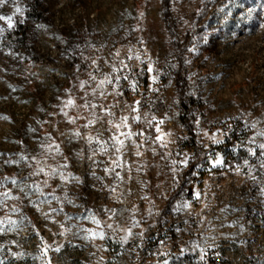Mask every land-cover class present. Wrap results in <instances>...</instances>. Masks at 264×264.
I'll return each mask as SVG.
<instances>
[{"label":"rangeland","instance_id":"rangeland-1","mask_svg":"<svg viewBox=\"0 0 264 264\" xmlns=\"http://www.w3.org/2000/svg\"><path fill=\"white\" fill-rule=\"evenodd\" d=\"M17 4L24 11L13 17L16 26L9 30L0 21L5 29L0 34V153L4 154L0 179L16 177L26 184L47 179L50 187L45 192L56 189V195L63 197L66 189L74 204L63 203V212L45 219L43 213L61 205L53 201L38 211L30 203L38 199L36 194L26 198L19 188L6 184L20 200L0 207V218L7 214L17 221L14 230L0 232V260L4 264L48 260L51 264H163L164 260L264 264V149L259 148L264 137L257 135L264 130V0H17ZM13 12L10 3L0 8V15ZM120 61L128 68L113 74L121 76L118 87L105 85L93 95L98 81L112 74L113 65L120 68ZM148 62H153L152 73L146 71ZM124 75L137 81L136 91ZM153 75H158L155 82ZM81 81L89 83L81 89ZM69 96L78 106L89 101L98 107L65 109L76 118L69 123L60 111ZM136 101L139 112L133 113L128 106ZM105 108L115 116H106ZM93 113L102 119L83 127ZM137 114L141 120L133 122L131 116ZM123 115L129 116L132 131H143L145 136L136 137L143 142L142 156H135L136 149L129 144L124 159L131 170L117 169L123 177L118 181L105 175V164H92L85 140L72 133H100L106 139L110 135L106 121ZM152 117L156 119L149 126ZM160 120L162 131L171 134L165 137L166 147L153 143ZM253 122L256 128L250 126ZM49 134L51 139H46ZM149 136L152 139H145ZM53 141L63 155L54 151L49 155L41 147ZM20 155L28 156L33 167L4 163ZM185 155L190 158L188 166L178 163L174 174L171 161H182ZM31 157L53 167L67 157L66 171L82 183L61 187L58 176L43 174L25 179L35 167ZM94 159L107 161L103 155ZM216 159L222 163L214 167ZM93 171L103 180L92 176ZM105 186H115L116 192ZM186 202L189 207L177 210ZM12 205L21 211L10 213ZM89 211L101 221L104 239L82 238L86 233L81 229L101 230L81 219ZM133 217L140 223L125 243L123 229L131 227ZM61 225L71 231L60 235ZM41 237L52 249L62 245L61 250L50 249L43 257Z\"/></svg>","mask_w":264,"mask_h":264},{"label":"snow or ice","instance_id":"snow-or-ice-1","mask_svg":"<svg viewBox=\"0 0 264 264\" xmlns=\"http://www.w3.org/2000/svg\"><path fill=\"white\" fill-rule=\"evenodd\" d=\"M11 4L14 7V12L12 13V15H0V21H4L7 24V28L13 29L16 25H15V21L13 19L14 16H16L17 14L23 15V9L21 7L18 6L17 4V0H0V8H3L6 4ZM141 15H143V13H141ZM20 23H23V20L19 21ZM5 31V29L3 27H0V34H3V32ZM194 50V49H193ZM131 51V50H130ZM116 56H119V52H117L115 54ZM128 59H132V56L130 55L128 57ZM137 60H140L139 55L136 56ZM96 61H93V64H95ZM121 67L117 68L115 65L112 66V74H105L103 76L102 79H100L98 81V83L96 84V87L92 89V94L95 95L97 90L100 89H104L105 85H113V89L115 90L118 85H119V81L121 80V76L120 75H113L116 73L121 72L123 69L128 68V65L125 64L123 61H120ZM79 66H77V70H78ZM143 71V70H142ZM146 71L148 73H152L154 71L153 68V62H148L147 64V69ZM90 79L91 80H96V77L92 74L89 73ZM124 80H129V77L127 75H124L122 77ZM152 81L155 82L158 79V75H153L151 77ZM115 81V83H114ZM89 81H81L80 82V88L83 89L85 87L86 84H88ZM129 85L131 87V89L133 91L137 90V81L136 80H129ZM69 91L70 90H66ZM87 95V94H86ZM100 95L103 96L104 92L100 91ZM117 95H122V93L117 92ZM139 101H136V103L134 105H129V109L131 112L133 113H138L139 109H138V105H139ZM76 107H83V108H90V109H95L98 107L97 104L86 101L84 104L82 105H77L76 101L73 97L69 96V98L65 101H63V107H61L60 111L63 113V115L67 118L69 123H75L76 122V118L70 117L68 114V111H66L65 109H70V108H76ZM99 107H103L102 105ZM105 115L109 116V117H114L115 114L113 112L110 111V109L105 108ZM93 118L92 119H87V122L83 125V127L85 128H89L90 126H93L96 122L97 119H102L101 117H96L95 113L92 114ZM3 119H8V117H2ZM145 119H147V117H145ZM155 117H152V120H148V124L149 126H152V121L155 120ZM131 120L133 122H138L141 120V117L139 114L131 116ZM106 123L108 125H110V128L107 129L110 133V135L106 138V139H101V135L100 133L96 134V135H92L91 133L85 135L83 133H81L79 130H75L72 135L78 139H84L86 144L88 145V150L90 155L88 156V159L92 162L93 165H97V164H105L106 166L103 168V171L105 173L106 176L108 175H114V177L116 178V180L118 181H122L123 177L121 176V173L119 171H117V169H123L125 167H128L129 170H131V165L128 164V162L124 159V156L126 154L127 148L129 147V144H131L132 146L135 147L136 151L134 152V155L137 157H140L143 155V152L140 150L143 147V142L142 141H138L136 139V137H144L145 133L143 131H139V132H134L131 130V124L129 123V116L128 115H123L120 116L117 119H108L106 121ZM164 121L160 120L158 121L157 125H156V133L157 135L155 136V138L153 139V143L156 142H160L161 147H166L167 141L165 140V137L168 135H171L170 133H164L162 131V129L159 127L160 124H163ZM198 123V122H197ZM252 128H256V122H253L250 125ZM114 129V131H113ZM32 131H34V129H30ZM205 135H207V133H205ZM257 135L264 137V130H260L257 132ZM46 139H51V134H49V136ZM145 139H152V137H145ZM213 142L214 143H220V140L215 139L214 137H212ZM42 148H44L45 152L48 153L49 155H51L53 153V151L55 152L56 155H63L60 145L56 144L54 141L52 143L49 144H42L41 145ZM260 149H264V143L259 145ZM153 151H155L153 149ZM249 152L252 153L253 155H255V152L252 149H249ZM3 153H0V156H3ZM97 155H103L107 157V161H97L94 158ZM262 155H264V153H262ZM77 157H82V152H77L76 153ZM29 157L25 156V155H20L19 159H6L4 161L5 164H15V165H19L21 162H25L28 163V166L30 168L33 167V164L29 162ZM47 157H44V160H46ZM189 157L187 155H185L184 159L182 161H177V160H172L171 164L173 165L172 171L175 174L179 169H177L175 166L179 163L181 165H183V167H187L188 163H189ZM65 162L64 163H60L58 164L56 167H53L51 165H47L46 163H42L41 159H38L37 157H31V161L34 162L35 167L33 168V171H31L29 173L28 177H25V179H28L32 176H38L43 174L46 177L49 178H53L58 176L60 181H61V187H63L64 185L70 184L73 181H75L76 183H82V181L80 180V178L78 176H75L72 172L70 171H66L69 167V164L67 162V157L64 158ZM222 163V161L220 159H216L214 161L213 166H217L220 165ZM245 163H247V161H245ZM261 166L264 167V161L261 162ZM137 171H140V168H137ZM92 176H94L97 180H103V177L97 176L95 171H93L91 173ZM131 178V177H130ZM10 183L11 185H13L14 187L19 188V190L24 193V196L26 198H30L31 195L36 194L38 196V199L36 201H31L30 203L37 208V210L39 211L40 205L43 204H48L51 205L53 201H56L58 204H60L61 206L59 208H50L49 212H45L43 213L45 219H51L52 218V213H56L57 215L60 212H63V203H68V204H74V201L68 196L67 190L65 189L64 191V195L63 197L56 195V189H52V191L50 192H45L44 189L47 187H50L48 180L45 179L42 184L40 182H33L31 184H26L23 183L21 181H18V179L16 177H3L2 179H0V189H4L3 191H0V207H8L7 206V201L12 200V201H16V200H20V197L13 194L12 190L10 188H6L5 185ZM105 187H109V186H105ZM27 190V191H26ZM109 191L111 193H115L116 192V187L112 186L109 187ZM199 192H197L195 194L196 198H199ZM42 197V199L40 198ZM118 199V197H117ZM75 206V205H74ZM190 204L189 203H183L177 206V210H180L181 208H187L189 207ZM107 211V209H105ZM21 211V209L16 206V205H12L9 209L10 213H19ZM112 214L115 215V210H111ZM133 213L136 211V209L132 210ZM151 209L149 210V215H151ZM24 219H27V217H24ZM66 219L67 220H72L73 217L71 216H67L66 215ZM81 219H87L90 220L92 223H94L95 225H97L98 228H101V221L99 219H97V216L95 213L89 211L87 216H83L81 217ZM139 221L135 220V218L133 217L132 220V224L131 227L127 228V229H123L124 231H126L127 235H125L123 237V241L126 243L128 238L130 236H132V228H135L137 226H139ZM5 225H9L11 227L5 228ZM17 225V221L13 220L11 218L10 215H5L3 218H0V232H3L5 230L7 231H12L14 230L15 226ZM35 227V226H33ZM73 227H76L75 225H73ZM107 228H112L113 225L112 224H107L106 225ZM61 228L64 229V226L61 225ZM71 229H64L60 235H65L66 232H70ZM79 231H83L84 233H86L82 238L85 240H94L96 238L99 239H104L105 238V232L103 231V229L101 228V230L99 231H95L92 229H81ZM37 235H39V233L37 232ZM41 242L43 244L42 250H41V254L43 257H46L48 254V251L50 249H52V246L47 244V242H45L43 240V237H41ZM163 243V242H161ZM198 246V245H197ZM62 245L60 246H56L54 249V251L59 252L61 250ZM184 249H181V252H183ZM201 256L200 259L203 260L204 259V250L201 249ZM13 255H22V254H16L13 253ZM167 255V254H164ZM0 264H4V262L2 260H0ZM46 264H51V260H48L46 262ZM163 264H168L167 260L163 261Z\"/></svg>","mask_w":264,"mask_h":264}]
</instances>
